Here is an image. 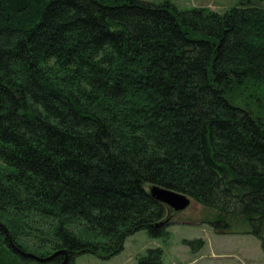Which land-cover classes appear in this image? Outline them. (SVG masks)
<instances>
[{"label": "trees", "instance_id": "16d2710c", "mask_svg": "<svg viewBox=\"0 0 264 264\" xmlns=\"http://www.w3.org/2000/svg\"><path fill=\"white\" fill-rule=\"evenodd\" d=\"M152 184L264 253V7L0 0V264L167 237Z\"/></svg>", "mask_w": 264, "mask_h": 264}, {"label": "rangeland", "instance_id": "374dc122", "mask_svg": "<svg viewBox=\"0 0 264 264\" xmlns=\"http://www.w3.org/2000/svg\"><path fill=\"white\" fill-rule=\"evenodd\" d=\"M160 3L165 0H146ZM178 9L206 7L223 12L241 0H166ZM264 7V0H249ZM213 213L191 199L190 206L173 212L168 236L153 238L145 229L139 230L124 240L123 249L108 258L90 253L74 256V264H138V258L148 248L163 250L161 264H264L260 240L243 233H217L209 223ZM202 239L200 247L191 248L187 241Z\"/></svg>", "mask_w": 264, "mask_h": 264}, {"label": "water", "instance_id": "95a60500", "mask_svg": "<svg viewBox=\"0 0 264 264\" xmlns=\"http://www.w3.org/2000/svg\"><path fill=\"white\" fill-rule=\"evenodd\" d=\"M148 190H149V194L153 199L165 204L169 208V210L173 212L184 211L190 206L192 198L185 193L163 187L159 184L150 185ZM61 253L64 255V257L60 264H66L68 261V253L64 249L58 250L47 257H38L35 255H31V257L35 258L38 261L43 262V261L51 260L56 255Z\"/></svg>", "mask_w": 264, "mask_h": 264}]
</instances>
